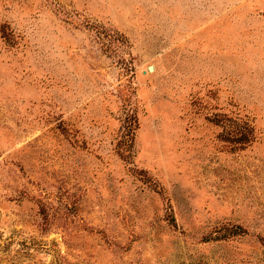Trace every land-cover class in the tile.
I'll return each instance as SVG.
<instances>
[{"label": "rangeland", "instance_id": "rangeland-1", "mask_svg": "<svg viewBox=\"0 0 264 264\" xmlns=\"http://www.w3.org/2000/svg\"><path fill=\"white\" fill-rule=\"evenodd\" d=\"M0 264H264V0H0Z\"/></svg>", "mask_w": 264, "mask_h": 264}]
</instances>
